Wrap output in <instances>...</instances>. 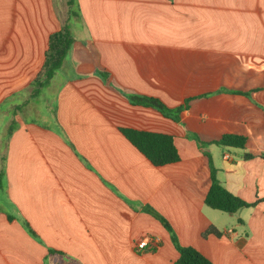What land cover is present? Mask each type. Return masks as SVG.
<instances>
[{
  "label": "crops",
  "instance_id": "obj_1",
  "mask_svg": "<svg viewBox=\"0 0 264 264\" xmlns=\"http://www.w3.org/2000/svg\"><path fill=\"white\" fill-rule=\"evenodd\" d=\"M78 4L68 20L65 0H0V264H175L171 234L146 208L214 264H264V0ZM68 21L75 42L62 68L18 108ZM129 93L191 101L176 122ZM123 129L173 136L180 160L154 166ZM189 134L253 207L205 204L210 159ZM223 134L246 136V147L222 151ZM212 226L221 236L204 237Z\"/></svg>",
  "mask_w": 264,
  "mask_h": 264
},
{
  "label": "trees",
  "instance_id": "obj_2",
  "mask_svg": "<svg viewBox=\"0 0 264 264\" xmlns=\"http://www.w3.org/2000/svg\"><path fill=\"white\" fill-rule=\"evenodd\" d=\"M68 7V20L79 16L78 0H65ZM75 42L74 35L68 22L61 30L51 34L48 39V48L46 50L45 59L39 73L32 81V93L28 100L19 105L18 108L24 107L27 102L32 99L39 98L43 95L45 89L49 86L51 80L56 73L62 68L64 60L68 55L72 45ZM129 101L133 105L151 107L158 110L164 117L181 121V113L189 108L191 98L187 99L184 104L177 107H169L160 98L129 93L127 95ZM15 128L13 121L8 129V137L12 134ZM123 134L128 140L142 153L150 162L157 167H162L168 164L176 163L180 160L178 149L174 143V138L168 134L137 131L132 129H123ZM189 137L196 140L202 152L210 159V153L207 150L208 144L202 141L196 134H189ZM213 143L225 148L244 149L247 143V137L241 134H223ZM245 159L252 158L251 154H245ZM4 183V171L0 172V188ZM205 204L213 209L235 214L240 209L245 207H253L255 204H249L240 199L238 196L229 192L222 186L217 178L216 170L211 164V185L205 198ZM146 211L160 220L162 225L171 234L172 241L179 252V258L175 264H214L210 259L203 255L196 248L191 246H182L178 242V238L166 218L159 215L151 208H146ZM10 219H12L10 217ZM26 227L33 233L32 229L26 224ZM210 234L221 236V232L214 226L210 227L203 236Z\"/></svg>",
  "mask_w": 264,
  "mask_h": 264
},
{
  "label": "built area",
  "instance_id": "obj_3",
  "mask_svg": "<svg viewBox=\"0 0 264 264\" xmlns=\"http://www.w3.org/2000/svg\"><path fill=\"white\" fill-rule=\"evenodd\" d=\"M226 158H230L229 154L226 155ZM159 240L157 238H152L150 240L144 239L137 243L136 250L139 252H145L147 250L152 249L153 246H155Z\"/></svg>",
  "mask_w": 264,
  "mask_h": 264
},
{
  "label": "rangeland",
  "instance_id": "obj_4",
  "mask_svg": "<svg viewBox=\"0 0 264 264\" xmlns=\"http://www.w3.org/2000/svg\"><path fill=\"white\" fill-rule=\"evenodd\" d=\"M64 18H65V14H64ZM68 24L70 25V23H69V21H68ZM73 25H76V24H73ZM76 26H78V25H76ZM71 27V26H70ZM73 27H75V26H73ZM75 29V28H74ZM41 105V104H40ZM44 108V106L42 105V109ZM218 147L223 151V150H228L227 148H225V147H222V146H219L218 145ZM231 152H232V154L233 155H235V153H237V152H239V151H242V150H240V149H236V148H230L229 149Z\"/></svg>",
  "mask_w": 264,
  "mask_h": 264
}]
</instances>
